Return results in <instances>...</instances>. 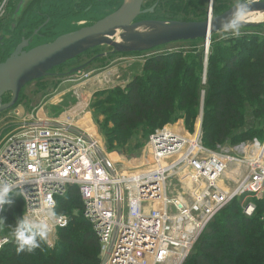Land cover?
I'll use <instances>...</instances> for the list:
<instances>
[{
	"label": "built area",
	"instance_id": "built-area-1",
	"mask_svg": "<svg viewBox=\"0 0 264 264\" xmlns=\"http://www.w3.org/2000/svg\"><path fill=\"white\" fill-rule=\"evenodd\" d=\"M245 146L242 141L229 153L225 148L209 151L200 130L188 137L163 128L149 137L144 171L124 178L100 143L68 120L31 118L0 143V182L27 193L22 198L25 215H35L48 200L54 201L58 222L45 243L49 249L69 224L57 212L58 200L75 188L82 216L101 244L100 264H184L208 224L233 200H239L246 217L253 216L254 201L264 200V142L251 140L250 161L236 156ZM246 166L250 171L243 177ZM222 178L241 180L231 191ZM172 180L179 184L172 187ZM8 242L0 236V250Z\"/></svg>",
	"mask_w": 264,
	"mask_h": 264
},
{
	"label": "trees",
	"instance_id": "trees-1",
	"mask_svg": "<svg viewBox=\"0 0 264 264\" xmlns=\"http://www.w3.org/2000/svg\"><path fill=\"white\" fill-rule=\"evenodd\" d=\"M79 2L76 5H80ZM259 28V25L244 27L245 34L223 41L217 40V34L213 35L205 70L202 51L191 62L180 59L164 61L163 58L149 61L142 77L149 86L145 100L142 101L139 79H136L127 87L123 98L117 101L119 120L114 122L117 128L126 131L145 123L142 126L143 137H146L147 121L151 126L153 120L164 118V114L174 113L176 109L183 112L184 123L189 126L202 103L206 144L251 140L254 130L260 126L256 119L263 115L264 123V37L248 33ZM7 51L2 44L0 63L7 59ZM202 75H205V83H202ZM245 103L254 105V111L250 107L246 110ZM109 141L114 140L109 138ZM12 200L13 203L5 205L1 214L4 225L0 226V236L7 237L9 242L0 250V264L101 263V244L82 216L77 189L70 188L58 200V214L67 215L66 209L75 205L78 215L69 216L68 226L60 230L52 249L42 243L41 248L32 252L17 251L11 232L16 218L24 213L25 208L22 197L15 196ZM254 204L256 209L252 217L242 214L237 199L220 211L205 228L184 264H264V200H256Z\"/></svg>",
	"mask_w": 264,
	"mask_h": 264
},
{
	"label": "rangeland",
	"instance_id": "rangeland-1",
	"mask_svg": "<svg viewBox=\"0 0 264 264\" xmlns=\"http://www.w3.org/2000/svg\"><path fill=\"white\" fill-rule=\"evenodd\" d=\"M80 1V2H79ZM145 0L143 9H149L153 5L159 7L152 14L140 17L141 20L160 21H195L201 22L207 18L209 5L212 4L211 15L213 18L221 15L225 9L233 4L234 0ZM80 3V5H76ZM125 0H3L0 3V49L2 44L8 49V56L22 40H28L27 50L52 43L57 37L90 27L118 12ZM157 7V6H156ZM258 30L248 33H257L264 37V22L258 24ZM256 26V25H255ZM145 31L148 29L143 28ZM247 33V32H246ZM242 34L245 32L241 31ZM120 38V33H118ZM237 37L229 32L217 34V40L223 41ZM210 47V46H209ZM202 51L203 67H206L204 42H177L147 52L137 54H113L112 49L101 46L91 49L76 59L67 62L59 68L51 71L50 75L34 81L25 86L21 91L18 101L13 108L0 114V143L7 136L16 134L22 125L31 118L43 122H58L64 120L72 125L78 123L82 117L87 118L96 140L100 143L103 153L111 160L117 162L116 171L119 176L129 178L144 171V152L149 137L163 128L182 131L188 137L200 130L202 143L209 151H218L225 148L228 153L231 148L240 142L235 140L222 144H206L202 127V103L197 115L185 125L184 114L178 109L174 113L164 114V118L153 120L148 124V133L143 137L142 125L130 130H120L114 122L118 121L116 113L117 101L123 98L127 87L136 79H139L142 101L145 100V92L149 86L147 80L143 81L144 70L149 61L158 58L171 59V61L184 60L191 62ZM209 51V48H208ZM1 62V53H0ZM85 65L83 70L69 75L72 70ZM101 81L102 84H97ZM202 83H205V75H202ZM97 84V85H96ZM93 85H95L94 88ZM203 95V91H201ZM11 95H5L3 103L9 102ZM246 102V100H244ZM243 101V102H244ZM248 104V105H246ZM244 105V103H243ZM254 105L245 103V109ZM248 110V109H246ZM250 113V117H251ZM262 116L256 119L257 126L254 137L259 143L264 142V123ZM78 121V122H77ZM180 126V128L178 126ZM187 126V127H186ZM83 134L88 133L79 127ZM154 131L150 134L151 130ZM115 133L112 135V133ZM90 137V136H89ZM114 137V138H113ZM112 138L114 141H109ZM251 140L243 141L248 146ZM251 151V148H250ZM242 152H236L237 157H244ZM232 169V168H231ZM230 169V170H231ZM250 171L248 166L242 170V176L246 177ZM222 184L227 179L222 178ZM241 180V179H240ZM240 180L232 183L233 191ZM169 184H179L172 180ZM174 190V189H173ZM78 207L66 209L67 217L71 214L78 215ZM196 245V244H195Z\"/></svg>",
	"mask_w": 264,
	"mask_h": 264
},
{
	"label": "water",
	"instance_id": "water-1",
	"mask_svg": "<svg viewBox=\"0 0 264 264\" xmlns=\"http://www.w3.org/2000/svg\"><path fill=\"white\" fill-rule=\"evenodd\" d=\"M144 2L145 0H130L115 14L90 27L61 35L52 43L27 50L29 41L22 40L9 57L0 63V114L15 106L25 86L50 75L54 69L91 49L107 46L112 49L113 54H137L172 43L198 40L203 41L205 49H208L211 37L224 31L221 22L233 10L231 7L223 14L215 18L207 17L201 22L138 21L140 17L152 14L157 6L155 4L144 10ZM248 6L249 13H264V0L250 2ZM255 25L258 24L244 23V27ZM140 28L149 29L138 33ZM116 33H120L121 42L113 40ZM84 67L85 65L72 70L69 75L80 72ZM5 95H11L7 103H3Z\"/></svg>",
	"mask_w": 264,
	"mask_h": 264
},
{
	"label": "clouds",
	"instance_id": "clouds-1",
	"mask_svg": "<svg viewBox=\"0 0 264 264\" xmlns=\"http://www.w3.org/2000/svg\"><path fill=\"white\" fill-rule=\"evenodd\" d=\"M249 13L247 0H234L233 10L228 17L221 22L225 32L239 36L244 27V21ZM17 185L10 182H0V211L5 205L13 203L12 197L19 196L23 199L27 193ZM58 222L55 212L54 201L48 200L45 207H42L35 215L17 217L12 228V238L17 246V251L32 252L41 248L42 243H50V234L54 231ZM4 225V218L0 217V226Z\"/></svg>",
	"mask_w": 264,
	"mask_h": 264
},
{
	"label": "bare ground",
	"instance_id": "bare-ground-1",
	"mask_svg": "<svg viewBox=\"0 0 264 264\" xmlns=\"http://www.w3.org/2000/svg\"><path fill=\"white\" fill-rule=\"evenodd\" d=\"M130 0H125V5H127L129 3ZM261 22H264V13H248V16L246 18V20L244 21V23H249V24H259ZM137 32L139 33H142V32H147V30L145 31V29L143 28H140L137 30ZM114 41L116 42H121L119 36H118V33H116L115 37L113 38ZM208 47V46H207ZM97 84H102L101 81L97 82ZM96 84V85H97ZM95 85H93L92 88H94ZM78 122V121H77ZM74 127H79L81 128L82 130H84L85 132L88 133V135L90 136L89 138H93L96 140V137L97 135L95 136L92 132V129L90 128V125L87 124V118L86 117H82L80 119V121L78 123H74ZM250 148L251 147H248V146H245L243 148H241V154L244 156L242 157L243 160L245 161H250L252 160L253 158V153L252 151H250ZM116 162V161H115Z\"/></svg>",
	"mask_w": 264,
	"mask_h": 264
}]
</instances>
